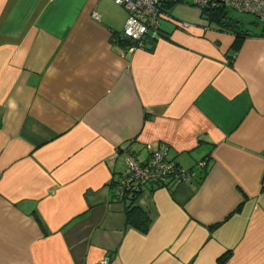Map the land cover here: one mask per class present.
Segmentation results:
<instances>
[{
  "label": "crops",
  "instance_id": "1",
  "mask_svg": "<svg viewBox=\"0 0 264 264\" xmlns=\"http://www.w3.org/2000/svg\"><path fill=\"white\" fill-rule=\"evenodd\" d=\"M126 17L0 0V264H264V22L230 64L233 34L174 16L128 50ZM122 149L194 173L144 186L146 231L114 196Z\"/></svg>",
  "mask_w": 264,
  "mask_h": 264
},
{
  "label": "built area",
  "instance_id": "2",
  "mask_svg": "<svg viewBox=\"0 0 264 264\" xmlns=\"http://www.w3.org/2000/svg\"><path fill=\"white\" fill-rule=\"evenodd\" d=\"M121 5L127 12V17L122 31V36L138 42L148 34H157L160 27L159 20L168 17L165 9L170 4L184 2L185 0H113ZM187 3L200 9L221 5L242 13L252 14L259 21L264 22V0H187ZM98 19L97 14H93ZM179 27L187 28L190 24L186 21H177ZM134 47H129L132 50ZM126 173L116 181L115 195L124 201L130 196L136 195L141 188L148 184L165 183L171 181L181 183L190 181L194 173L191 170H183L173 160L168 159L166 149L150 151L147 158L141 160L130 153L128 149H122ZM120 152V151H119ZM118 156V151L112 154L111 159ZM206 162H198L199 167H205ZM94 264H108V259H102Z\"/></svg>",
  "mask_w": 264,
  "mask_h": 264
},
{
  "label": "trees",
  "instance_id": "3",
  "mask_svg": "<svg viewBox=\"0 0 264 264\" xmlns=\"http://www.w3.org/2000/svg\"><path fill=\"white\" fill-rule=\"evenodd\" d=\"M174 4H177V3H174ZM174 4H170L167 9L171 8ZM202 12L207 14L206 19L209 22L207 23L208 25L214 24V26H216L219 30L226 31V32L233 34L234 41L232 43L231 49L233 50L234 54L228 55L229 63L232 64L235 53L240 49L244 38L250 35H254V34H251L249 30L243 26V23L240 20L232 18L228 14L227 8L221 5L204 8L202 9ZM166 13L168 15L167 17L168 19L170 18L174 21H177V19H175L172 15H170L171 14L170 12L166 11ZM257 35L264 36V29H262V32ZM158 36L166 37L165 31L162 30L160 27L156 35L154 36H152L151 34L145 35L139 41V43L131 41L123 37L122 32L115 34L113 37V40L117 44L121 45L122 47L126 49H128L129 47H141V48L152 49L154 47L156 40L158 39ZM115 184L116 182L114 183V187H115ZM143 188H141L136 195L130 196L129 200L127 201H124V199H120L118 198V196L115 195V188H114V196L115 198H117V200H120L123 203H129L128 205L125 206V216H126L127 223L134 225L141 231H146L149 225V221H150L149 216L142 208H140L139 206L133 205L136 199V196L140 192H142Z\"/></svg>",
  "mask_w": 264,
  "mask_h": 264
},
{
  "label": "rangeland",
  "instance_id": "4",
  "mask_svg": "<svg viewBox=\"0 0 264 264\" xmlns=\"http://www.w3.org/2000/svg\"><path fill=\"white\" fill-rule=\"evenodd\" d=\"M169 9H165V11H168ZM171 14L181 20H185L187 22H190L191 24H198V23H209L206 19L207 14L202 12V9L198 8L195 5H192L191 3H187V0L184 2H179L177 4H174L172 9L169 11ZM228 14L237 20H240L243 23V26L246 28H249L251 30H255L258 25L250 24L252 21H255L256 23L260 24V21L257 17H255L252 14L248 13H242L238 12L236 10L227 8ZM202 15V16H201ZM159 23L163 25L171 24L168 21H164L163 19L159 20ZM214 24H211L213 26Z\"/></svg>",
  "mask_w": 264,
  "mask_h": 264
}]
</instances>
